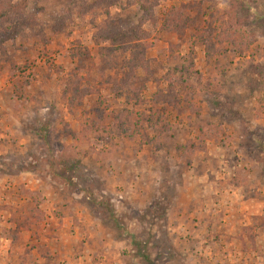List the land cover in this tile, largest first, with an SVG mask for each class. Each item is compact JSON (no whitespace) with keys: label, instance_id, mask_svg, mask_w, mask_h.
I'll list each match as a JSON object with an SVG mask.
<instances>
[{"label":"rangeland","instance_id":"374dc122","mask_svg":"<svg viewBox=\"0 0 264 264\" xmlns=\"http://www.w3.org/2000/svg\"><path fill=\"white\" fill-rule=\"evenodd\" d=\"M52 224L59 264H264V0H0V264Z\"/></svg>","mask_w":264,"mask_h":264},{"label":"crops","instance_id":"0c3cea01","mask_svg":"<svg viewBox=\"0 0 264 264\" xmlns=\"http://www.w3.org/2000/svg\"><path fill=\"white\" fill-rule=\"evenodd\" d=\"M24 182V181H22ZM25 185V184H24ZM20 197H13L11 199V201L9 202L10 205L12 206H16V200H19ZM23 234H25V231L21 232ZM44 233L47 234L46 237V241H47V246H48V250H51V257H48L47 259L50 260V262L52 264H56L59 262H62V258H61V251H63V249H65V243H62L64 240V237L62 236L64 233L62 226L61 225H55L52 224L51 226L45 227ZM5 240V242H7V245H5V247L1 246L0 247V252H5L6 258L9 259L11 257V255L14 254L15 250H19L20 246H17L15 243L12 242V237H1ZM67 241V240H66ZM68 243V242H67ZM6 248V249H4ZM16 255V254H15ZM64 262V261H63ZM65 264H68L67 262H64Z\"/></svg>","mask_w":264,"mask_h":264},{"label":"trees","instance_id":"16d2710c","mask_svg":"<svg viewBox=\"0 0 264 264\" xmlns=\"http://www.w3.org/2000/svg\"><path fill=\"white\" fill-rule=\"evenodd\" d=\"M126 33H127V32H126ZM127 34H128V33H127ZM110 39H111V40L117 39V36L113 35V36L110 37ZM125 48H127V46H126L124 43H118V45H117V49L120 51L121 54H123V52H124L123 50H124ZM126 63H127V62H126ZM128 63L131 64L129 60H128ZM124 64H125V63H124ZM124 66H125V65H124ZM128 94H129V93H127L126 96H127Z\"/></svg>","mask_w":264,"mask_h":264}]
</instances>
